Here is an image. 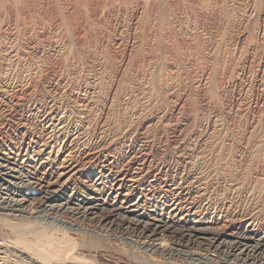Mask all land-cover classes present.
<instances>
[{
  "label": "bare ground",
  "instance_id": "6f19581e",
  "mask_svg": "<svg viewBox=\"0 0 264 264\" xmlns=\"http://www.w3.org/2000/svg\"><path fill=\"white\" fill-rule=\"evenodd\" d=\"M7 1L10 2L9 0ZM173 1L174 0H172L171 3ZM62 2L64 1L62 0ZM79 2L78 4H80ZM11 3H8V5H11ZM16 3H18V5L20 4L18 0ZM66 3L68 2L66 1ZM113 3H115V0ZM151 3L154 5V1ZM178 3H180V1ZM221 4L225 5V3ZM69 5L70 4H68V6ZM103 5L101 7H103ZM161 5L162 3L160 6ZM208 5L210 6L211 4L208 3ZM208 5H206V7ZM3 6L5 8L4 4ZM88 6L89 5H87V7ZM175 6H178L177 3ZM180 6H182V4ZM202 6L201 9L199 8L200 10H202ZM31 7H33V4ZM34 7L35 9L37 8L36 6ZM115 7H117V5ZM139 7L141 6L139 5ZM148 7L150 8V6ZM104 8L105 7H103V9ZM193 8L195 7L193 6ZM30 9L28 8V10ZM71 9H73L72 6ZM183 9L186 10L184 6ZM35 11H32L34 14L30 13L29 15H35ZM62 11L65 12V10ZM112 11L113 14L116 13H114V9ZM7 12L10 11L7 10ZM244 12L241 15H243V18H247V11ZM5 13H3L2 16L7 19V16H4ZM99 13L100 12H98V14ZM107 13L105 12V15H108ZM120 13H118V15ZM123 13H125V11ZM37 14H39V12ZM109 14L111 15V13ZM144 14L146 15V13ZM219 14L217 15L218 17ZM5 15H8V13ZM43 15L41 19L39 18L40 20L37 19L38 22L36 24V27L42 30H44L43 28L45 25L43 24L44 21H46V17L44 18L46 15ZM65 15L67 14L65 13ZM140 15L135 17L133 26L134 33L132 34L133 42L131 43L134 44V42H137L136 45L140 48V52H144L143 56H145V58L142 59L143 61L136 60L132 65L131 58L133 59L135 54L134 56H126V59H123L125 58L123 56L120 57L122 59H119L117 63L115 62V65L113 63L112 66V61L107 58L110 53L112 55V52L108 55L106 51L105 56L104 50H107L105 49L107 47L103 49L102 44V39L105 35L103 36V31L98 28H91L87 36L84 32L86 39L84 40V37L81 39L78 38L79 42L76 45L78 47L76 48L74 46L76 49L73 55L70 54V56L66 52L65 54H68L70 57L64 55L61 57L59 56L60 59L58 62L54 59L57 63H54L55 65L53 64V66H50L51 64L47 62L46 51L44 52L43 48H41L42 46L40 47L37 40L34 39V34L31 33L33 39L28 38L26 41H21L22 44L19 41V43H17V37L15 36L13 37L15 42L11 39L12 37H7L5 34L1 36L0 92L2 93V99L0 98V100L2 103H0L2 105L0 106H2L1 116L3 122L2 125L0 123V127L2 126V131H12L14 136H11L8 142L3 141L4 138L0 139L2 140L0 141L2 144V146L0 144V212L15 216L22 214L34 216L33 213H44V216L49 214L52 215L53 213H68L79 218L84 225L91 229L92 227L97 229L102 227V230L105 232L112 231L115 228L126 231L130 230L132 234L134 233L137 235L141 243L151 246L154 248L155 252H160L162 255H174L175 258L173 257V260L175 259V262L177 259L181 262L190 260L197 261L196 264H264V130H249L255 128L256 125V123L254 125L251 120L250 122H245V130L236 134L234 138L232 134H227L225 130H216V123L218 121V116L216 117V115L212 118L207 117V128L201 127L205 130H193L192 128V130H185L183 125L178 122L175 123V127L173 126L174 128H171L170 125L173 116H171L172 113H167L165 110L159 111V113L154 116H152L154 112L153 114L149 113V118H145V121L143 119L142 124H140V129L142 130H138L133 126L136 116L139 117L141 114H138L140 112L142 113L145 107H148L146 105L150 102H147L149 95L152 101L151 94L153 95L155 91L167 99H172V97L176 98L177 96L181 97V95L185 93L181 77L183 70L180 72L179 63L182 65L181 67L193 68L195 70L194 72H196L195 74L201 72L198 77L194 75L195 81L193 82L196 87H202L203 89L209 88L211 91L214 86L211 84L213 81L219 82L220 86L225 88L223 80H225V78L228 79L229 76H236V79L240 78L248 85L255 87L260 94L256 102L253 100L256 105L255 108L257 107L253 117L254 115L258 117L264 110V63L261 69L252 71L249 64L246 65V63L239 62L241 65L239 66L240 69L235 70L233 66L239 49L238 43L233 44L230 43V41L228 42L229 38L227 40L225 38L224 41V38L222 37V39L219 37L220 35L218 33L215 31L214 33H212L213 31L210 32L206 26H203V23L196 22V19L191 20L189 15L182 14L181 17L171 16L172 18L167 20L166 18L165 20H160L159 17L158 20L150 19L148 16L146 17L149 19L145 17V19H142ZM152 15L154 16V14ZM75 16L78 17L77 13ZM89 16L91 17V15ZM14 17L18 16L14 15ZM71 17L73 18V15ZM26 18L28 17L26 16ZM81 18L82 17H80V19ZM94 18L92 19L94 20ZM120 18L122 20V17ZM111 19L113 20V18ZM140 19L141 22H139ZM213 19H211V21ZM21 20L23 25H28L25 22L27 20ZM33 20L35 19L33 18ZM48 20H51L50 17ZM132 20L134 19L132 18ZM216 20H218V18ZM2 21L4 23V19ZM16 21H14V23ZM51 21L48 22L53 23ZM66 21H63V23H66ZM71 21L73 22V19ZM127 21L129 22V20ZM18 22H20V20ZM18 22L17 24H12L13 27L19 25ZM48 22H46V25ZM243 22L244 20L242 23ZM67 24L69 25V23ZM118 25L120 26L121 24ZM130 25L132 27V23ZM208 25L209 24H207V26ZM5 26L7 25L5 24ZM20 27L21 26L18 28ZM26 27L22 28L25 29ZM33 27L34 26L30 25L26 31L30 33ZM82 27L84 28V26ZM139 27L140 31L137 32ZM67 28H69V26ZM99 28H101V26ZM35 29L37 30V28ZM63 30L66 31L67 29ZM54 31L52 29V32ZM68 31L70 32L69 29L67 32ZM79 31L82 32V30ZM76 32L78 33V31ZM44 33L46 34V32ZM49 33H51V30ZM259 34L260 37L264 36V28L256 30V35L258 36ZM69 35L68 37L71 38ZM74 35L76 37V33ZM109 35H107V37ZM177 35H180L181 39L177 38ZM227 36H229V34L226 35V37ZM21 37L24 38L23 36ZM126 38H128V36ZM87 39H91V43H89L91 45L87 44ZM117 39L114 38L113 42L115 41V44L118 46L122 45L121 42H117ZM58 40L61 47L58 45L59 43H57L58 46L53 45L52 55L54 56L60 55L61 48L66 42L64 38L63 40L65 42H60V38H58ZM55 42L57 41L55 40ZM126 47L127 43L122 48L127 50L128 48ZM129 48L128 50L131 53L133 50L132 48L135 47L133 45ZM63 51L62 49V53ZM72 51L71 49V52ZM156 52L159 53L157 54ZM155 54H157L158 58L163 56V59L166 61L164 65L166 66L167 64L166 67L163 66V64H159L160 62H158ZM53 57L52 62L54 61ZM103 58L106 59V62L103 61ZM158 64L160 65V70L156 72L155 70L156 67L159 66ZM216 86L219 87V85ZM190 87L191 86H189V88ZM232 88L234 89V87ZM248 90H250L248 87L241 89L245 94H243L245 100ZM9 91L15 92V96H10L9 98L7 95ZM188 92L190 93V90ZM212 92L213 91H211V93ZM217 92H219V90ZM145 95L148 96L147 100H145L147 96L144 98ZM215 98L217 100L218 97ZM159 99L161 98L159 97ZM136 100L139 102L138 106H131ZM211 100L213 99L211 98ZM176 101H178V99L175 100V102ZM238 101V99L235 100L236 103ZM154 102L153 104H155ZM251 103L252 101L250 100L249 104ZM115 105H117L118 110H121V115L117 119H113L112 111ZM165 105L167 106V104ZM174 105L176 104L174 103ZM182 105L178 109L181 110ZM184 108H186V106ZM173 110H175V106L172 107L171 111L173 112ZM249 112L251 114V111ZM217 113L219 112H216V114ZM239 113V110L233 112L234 116H237ZM188 114L190 115V113ZM193 118L196 119L195 117ZM134 127L135 130H133ZM151 127L156 129L149 130ZM160 128L164 129L159 130ZM166 129L171 130V132L168 131V135L166 134L167 138L164 136ZM5 135H7V133H5ZM28 149L30 158L26 160V155H28L26 152H28ZM100 149H105L106 151L99 155L98 151H100ZM122 150L124 151L122 152ZM124 154L130 156L129 160L126 159L128 162L127 165L121 164L124 159ZM108 176L111 177V180L106 179ZM37 186L39 189L46 188V191H41L40 193L35 192L38 190ZM44 192L48 196H52L53 199L50 202L48 201L49 203L47 202V205H44L45 202L43 200H41L43 203L40 204L39 201L38 204V200L42 199L43 195H45ZM41 193H43V195ZM38 195H40V199ZM48 196L44 197L48 198ZM116 217L122 220H120V222L118 221L119 226L115 224L116 222L114 220ZM13 218L15 217L13 216L12 219ZM44 220L47 219L44 218ZM32 222L30 223L32 224ZM41 223L43 225L45 222L43 223L42 221ZM64 224H67L65 220L62 221V226L56 224L58 226L56 229L64 230V232L67 233V227H65ZM68 224L73 225L70 222ZM71 225L68 229H72ZM77 230H80V232L83 231V229L81 231L79 227ZM99 230L101 231V229ZM74 231H76L75 228ZM23 233L24 232L16 233V243L21 246V248L28 250V252L31 251L34 255L43 259V261L52 262V260H57L64 256L67 257L68 260H72L73 262L69 260L71 263L80 264L78 258H83L85 256L81 251L82 249L80 252L76 251L75 254L73 250L71 251V249H68L69 247L66 245L61 244L62 248L61 246H55L56 241L54 245L51 244V246L48 241H46L48 244L43 242L32 243L33 241L30 243L28 238H24L23 235H20ZM68 233L70 232L68 231ZM164 237L171 239L172 244L169 243L168 245L165 243ZM54 240L56 239L52 241ZM14 246L15 245H13V247ZM18 249L20 250V247ZM139 249L141 248L139 247ZM148 249L150 250V248ZM9 250H11V248ZM11 251L13 252V250ZM22 251L24 252V250ZM19 253L25 256L24 253ZM63 254H66V256ZM15 255H17V253H15ZM33 257H29L32 262L35 261ZM167 257L168 256H166V258ZM215 257L220 258V260L218 259V262L211 263L210 260ZM5 260L7 262V259ZM147 261L145 264H151V262ZM54 262L55 261H53L52 264Z\"/></svg>",
  "mask_w": 264,
  "mask_h": 264
},
{
  "label": "rangeland",
  "instance_id": "374dc122",
  "mask_svg": "<svg viewBox=\"0 0 264 264\" xmlns=\"http://www.w3.org/2000/svg\"><path fill=\"white\" fill-rule=\"evenodd\" d=\"M10 2H8L7 0H0V30H1V33H0V39H2V37L1 36H3L4 34L5 35H7V37H12L11 39L13 40V42H15V40H14V36L15 37H17V43H21L22 44V42L23 41H26V40H28V38L29 39H33V37H34V39H36L37 40V42H38V44L40 45V47L41 48H43V50H44V52H45V54L47 55V62L49 63V64H51L50 66H53V64L55 63H57L58 62V60L60 59V57L61 56H69L70 54L71 55H73V53H74V51H75V49L78 47V46H76L77 45V43L79 42V39H81V38H83L84 37V40L86 39V37L84 36V32H85V35L87 36V33L89 32V30H91V28H98L99 30H102L101 32H102V34H103V36L105 37H103V41H102V44H103V49H104V47H107V48H105V49H107V50H104L105 51V56H106V51H107V53H108V55H109V53L110 52H112V55H111V53H110V55L109 56H107V58H109V60H111L110 62H111V64H112V66H113V63H114V65L119 61V59H122V58H120V57H125V58H123V59H126L127 57L126 56H128V55H132V56H134V54H135V57L132 59L131 58V65L133 64V63H135V61L136 60H140V61H143L142 59H144L145 58V56H143L144 55V52L143 51H141L140 52V48L138 47V45H136L137 44V42L135 43L134 42V44L133 43H131V42H133V40H132V34L134 33V22H135V17H137V15H140L141 16V18L143 19L144 17L146 18V19H149L148 17H150V19H155V20H158L159 18H160V20H165V18H166V20L167 19H170V18H172V17H176V16H178V17H181V15L183 14V15H189V17L191 18V20H195L196 22H198V23H203L204 25L203 26H206L207 28H208V30L210 31V32H212V33H214V31L216 32V33H218L220 36L219 37H223L224 38V41H225V38H226V40L228 39V42L230 41V43H233V44H235V43H238L237 45L239 46L238 48L240 49H238V51H237V57H236V60H235V62H234V69L235 70H238V69H240V67L239 66H241L240 65V63H246V65H250L251 66V69H252V71H254V70H256V69H261L262 68V66H263V63H264V36L262 37H260V34L257 36L256 35V30H258L259 28L261 29V28H264V0H198V1H196V0H179L180 1V3H178L179 1L178 0H174L172 3H171V1L172 0H161V2H160V0H115V3H113L114 2V0L112 1V0H87V1H89V2H87L86 0H77L80 4H78V2L76 1V0H63L64 2H62V0H52V2H51V0H18V2L20 3V4H22V5H18V3H16L17 2V0H14V1H12V0H9ZM11 1H12V3H11ZM16 1V2H15ZM57 1V2H56ZM59 1V2H58ZM66 1L68 2V3H66ZM73 1V2H72ZM83 1H85V2H83ZM92 1V2H91ZM93 1H94V3H93ZM96 1V2H95ZM108 3H107V2ZM112 1V2H111ZM119 1H120V3H119ZM131 1V2H130ZM135 1V2H134ZM150 1V2H149ZM154 1V5H153V3H151V2H153ZM158 1V2H157ZM167 1V2H166ZM169 1V2H168ZM182 1V2H181ZM185 1V2H184ZM204 1V2H203ZM218 1V2H217ZM5 2V3H4ZM10 4L11 3V5H8V3ZM14 2V3H13ZM50 2V3H49ZM83 2V3H82ZM87 2V3H86ZM98 2V3H97ZM101 2V3H100ZM122 2V3H121ZM126 4H125V3ZM137 2V3H136ZM141 4H140V3ZM157 2V3H156ZM187 2H188V4H187ZM194 2V3H193ZM205 4H203V3ZM206 2V3H205ZM209 4H211L212 5V7H211V5L209 6L208 5V3ZM6 3H7V5H6ZM26 3H27V5H26ZM77 3V4H76ZM85 3V4H84ZM95 3H96V5H95ZM104 3H106V4H104ZM118 3V4H117ZM128 3V4H127ZM129 3H131V4H129ZM151 3V4H150ZM159 3V4H158ZM162 3V5L160 6V4ZM173 3H174V5H173ZM176 3H177V5L179 6H175L176 5ZM186 3V4H185ZM214 3V4H213ZM216 3V4H215ZM221 3H225V5H223V4H221ZM3 4L5 5V8H4V6H3ZM15 4V5H14ZM32 4H33V7L34 6H36L37 8L35 9V7L33 8V7H31L32 6ZM56 4H57V7H56ZM68 4H70L69 6H68ZM83 4V5H82ZM92 4V5H91ZM100 4V5H99ZM104 4V5H103ZM113 4H114V6H113ZM120 4H123V5H120ZM133 4H134V6H133ZM145 5V6H143V5ZM158 5V6H156V5ZM170 4V5H169ZM182 4V6H180ZM185 4V5H184ZM191 4H193V5H191ZM31 5V6H30ZM65 5V6H64ZM86 5V6H85ZM87 5H89L88 7H87ZM94 5V6H93ZM103 5V7H105L104 9H103V7H101ZM117 5V7H115ZM120 5V6H119ZM139 5L141 6V7H139ZM147 5V6H146ZM168 5V6H167ZM203 5V6H202ZM206 5H208L207 7H206ZM215 5V6H214ZM220 5V6H219ZM222 5V6H221ZM14 6V7H13ZM18 6V7H17ZM67 6V7H66ZM71 6H72V8L73 9H71ZM77 6V7H76ZM79 6V7H78ZM84 6V7H83ZM96 6H98V7H96ZM111 6V7H110ZM130 6V7H129ZM148 6H150V8L148 7ZM183 6L186 8V10H184L183 9ZM193 6L195 7V8H193ZM198 6V7H197ZM201 6H202V10H200L201 9ZM7 7V8H6ZM9 7V8H8ZM12 8V11H11V8ZM25 7V8H24ZM26 7H28L30 10H28V8H26ZM55 7V8H54ZM92 9H91V8ZM101 7V8H100ZM109 7H110V9H109ZM128 7H129V9H128ZM145 7V8H144ZM146 7H148V8H146ZM178 7V8H177ZM4 8V9H3ZM17 8V9H16ZM19 8H20V10H19ZM64 8V9H63ZM67 8V9H66ZM87 8V9H86ZM108 8V9H107ZM112 8V9H111ZM120 8V9H119ZM131 8V9H130ZM137 10H136V9ZM142 8H144V9H142ZM155 8V9H154ZM175 8V9H174ZM179 8H180V10H179ZM190 8V9H189ZM200 8V9H199ZM216 10H215V9ZM8 11H10V12H7V10ZM14 9V10H13ZM23 11H22V10ZM55 9H57V10H55ZM60 9V10H59ZM80 9V10H79ZM85 9V10H84ZM89 9V10H88ZM102 9H103V11H102ZM115 10L114 11V13L115 14H113V11L112 10ZM119 9V10H118ZM123 9H125V10H123ZM132 9H134V10H132ZM140 9V10H139ZM146 9V10H145ZM159 9V10H158ZM162 9V10H161ZM171 9H172V11H171ZM174 9V10H173ZM178 9V10H177ZM183 9V10H182ZM198 9V10H197ZM205 9V10H204ZM213 9V10H212ZM224 9V10H223ZM246 9V10H245ZM3 10V11H2ZM17 10V11H16ZM18 10H19V12H18ZM26 10H27V12H26ZM36 10V11H35ZM62 10H65V12L64 11H62ZM68 10V11H67ZM97 10V11H96ZM150 12V10H151V12L149 13L148 11ZM157 10V11H156ZM176 10H177V12H176ZM212 10V11H211ZM7 12L8 13V15H5V14H7V13H5V12ZM30 11V12H29ZM35 11L36 12V14L35 15H33L32 16V14L31 15H29L30 13H33V12ZM70 11H72V12H70ZM75 13H74V12ZM87 11V12H86ZM91 11V12H90ZM112 11V12H111ZM117 11H118V13H120L119 15H120V17H122V20H121V18L119 17V15H118V13H117ZM125 11V13H123ZM144 11V12H143ZM155 11V12H154ZM164 11V12H163ZM181 12V13H179V12ZM184 11H185V13H184ZM189 11V12H188ZM193 13H192V12ZM197 11V12H196ZM204 11V12H203ZM216 11H217V13H216ZM221 11V12H220ZM244 11H247L246 13H247V18L249 19H247L246 17H244L243 18V15H241V14H243V12ZM2 12V13H1ZM13 12V13H12ZM15 12H17V13H15ZM24 12V13H23ZM39 12V14H37ZM42 12V13H41ZM80 12H82V13H80ZM95 12V13H94ZM98 12H100L99 14H98ZM103 12V13H102ZM105 12L108 14V15H105ZM157 12V13H156ZM160 12V13H159ZM169 12V13H168ZM187 12V13H186ZM207 12V13H206ZM211 12V13H210ZM213 12H215V13H213ZM220 14H219V13ZM223 12V13H222ZM3 13H5L4 14V16H7V19H6V17L4 18L3 16H2V14ZM23 13V14H22ZM28 13V14H27ZM41 13V14H40ZM64 13V14H63ZM65 13L67 14V15H65ZM69 13V14H68ZM76 13H77V15H78V17L77 16H75L76 15ZM87 14V16H86V14ZM89 13V14H88ZM91 13V14H90ZM109 13H111V15L109 14ZM144 13H146V15L144 14ZM159 13V14H158ZM165 13V14H164ZM168 13V14H167ZM176 13V14H175ZM196 13V14H195ZM199 13H201V14H199ZM245 13V12H244ZM10 14V15H9ZM12 14H14V15H17L18 17H14V15H12ZM19 14V15H18ZM25 14V15H24ZM34 14V13H33ZM46 15V16H44V15ZM58 14V15H57ZM102 14H104V15H102ZM125 16H124V15ZM134 14V15H133ZM152 14H154V16L152 15ZM174 16H173V15ZM214 14V15H213ZM219 14V17L217 16ZM21 15H23V16H21ZM37 15V16H36ZM44 16V18H45V20L46 21H44V24L43 25H45V27L43 28L44 30H42L41 28H38V27H36V24H37V22H38V20H40L42 17L41 16ZM52 15V16H51ZM53 15H55V16H53ZM63 17H62V16ZM73 15V18L71 17ZM89 15H91V17L89 16ZM94 15V16H93ZM99 17H98V16ZM100 15H102V16H100ZM118 15V16H117ZM131 15V16H130ZM160 15V16H159ZM180 15V16H179ZM193 15H195V16H193ZM206 15V16H205ZM208 15H212V16H208ZM222 15V16H221ZM223 15H224V17H223ZM251 15V16H250ZM10 18H9V17ZM21 17V19H23V20H27V21H25L28 25H26L25 24V22H24V24L26 25V26H28V27H30V25L31 26H34L33 27V30L32 31H34V32H28V31H26V30H28V27H26L25 25H23L22 23V20L20 19V17ZM26 16L28 17V18H26ZM40 16V17H39ZM59 16V17H58ZM97 16V17H96ZM104 16H106V17H104ZM124 16V17H123ZM134 16V17H133ZM143 16V17H142ZM146 16H148V17H146ZM151 16H152V18H151ZM156 16V17H155ZM164 16H166V17H164ZM172 16V17H171ZM193 16V17H192ZM241 18H240V17ZM249 16V17H248ZM15 19H14V18ZM31 17V18H30ZM49 17H50V19L52 20H48L49 19ZM58 19H57V18ZM80 17H82L81 19H80ZM84 17V18H83ZM89 17V18H88ZM95 17V18H94ZM100 17H101V22H100ZM113 18V20L111 19V18ZM129 17V18H128ZM155 17V18H154ZM159 17V18H158ZM198 19H197V18ZM211 17H215L214 19L213 18H211ZM223 17V18H222ZM17 18V19H16ZM24 18H26V19H24ZM33 18L35 19V20H33ZM40 18V19H39ZM48 18V19H47ZM53 18H54V20H53ZM69 18V19H68ZM92 18H94V20L92 19ZM115 18V19H114ZM118 18V19H117ZM132 18L134 19V20H132ZM144 18V19H145ZM164 18V19H163ZM202 18V19H201ZM207 18V19H206ZM209 18V19H208ZM213 19L212 21H211V19ZM218 18V20H216ZM243 18V19H242ZM4 19V23L8 26H5V24L3 23V20ZM10 19V20H9ZM12 19V20H11ZM29 19H30V21H29ZM32 19V20H31ZM38 19V20H37ZM65 19V20H64ZM73 19V22L71 21ZM75 19H77V20H75ZM85 19V20H84ZM97 19V20H96ZM108 19H109V21H108ZM179 19H181V18H179ZM203 19H204V21H203ZM5 20H7V21H9V22H7V21H5ZM17 20V21H16ZM20 20V22H18ZM37 20V21H36ZM67 20V21H66ZM87 20V21H86ZM91 20V21H90ZM99 20V21H98ZM127 20H129V22L127 21ZM208 20V21H207ZM215 20V21H214ZM244 20V22L242 23V21ZM14 21H16L15 23H14ZM48 21H51V22H53V23H49ZM62 21V22H61ZM63 21L65 22L66 21V23H63ZM82 23H81V22ZM89 21V22H88ZM98 21V22H97ZM104 21H106V22H108V23H106V22H104ZM124 21V22H123ZM133 21V22H132ZM211 21V22H210ZM17 22H18V24L19 25H15L14 27H13V25L14 24H17ZM32 22V23H31ZM34 22V23H33ZM46 22H48L47 23V25H46ZM71 22V23H70ZM85 22V23H84ZM91 22H92V24H91ZM105 24H104V23ZM119 22V23H118ZM139 22H141V19H140V21ZM234 22H236V23H234ZM246 22V23H245ZM5 26V27H7V28H5L2 24ZM8 23H11V24H8ZM67 23H69V25L67 24ZM76 23V24H75ZM77 23H78V26H77ZM90 23V24H89ZM110 23V24H109ZM117 23V24H116ZM129 23V24H128ZM132 23V27H131V24ZM13 24V25H12ZM49 24V25H48ZM65 24H66V26L68 27L69 26V28H67L66 26H65ZM71 24H73V25H71ZM83 24V25H82ZM88 24V25H87ZM102 24V25H101ZM105 26H104V25ZM113 24V25H112ZM118 24H121L120 26L118 25ZM126 24V25H125ZM128 24V25H127ZM138 24V23H137ZM207 24H209L208 26H207ZM23 25V26H22ZM87 25V26H86ZM95 25V26H94ZM99 25V26H98ZM130 25V26H129ZM240 25V26H239ZM19 26H21L20 28H18ZM58 28H57V27ZM60 26V27H59ZM80 26V27H79ZM82 26H84V28L82 27ZM91 26V27H90ZM93 26V27H92ZM98 26V27H97ZM101 26V28H99ZM110 26V27H109ZM211 26V27H210ZM261 26V27H260ZM1 27H3V28H1ZM16 27V28H15ZM24 27H26L25 29H23ZM56 27V28H55ZM76 27V28H75ZM102 27H104V28H102ZM113 27V28H112ZM128 27H129V29H128ZM258 27V28H257ZM9 28V29H8ZM12 28V29H11ZM35 28H37V30L39 31H37ZM50 28V29H49ZM69 29L70 30V32L68 31L67 32V30L65 31V30H63V29ZM83 28V29H82ZM111 28V29H110ZM119 28V29H118ZM121 28V29H120ZM211 28V29H210ZM4 29V30H3ZM11 29V30H10ZM19 29H20V31H19ZM42 31H41V30ZM49 29V30H48ZM52 29H53V31L54 32H52ZM57 29V30H56ZM60 29V30H59ZM72 29V30H71ZM82 30V32H83V34H82V32L81 31H79V30ZM85 29V30H84ZM105 29V30H104ZM116 31H115V30ZM128 29V30H127ZM131 29V30H130ZM141 29H142V27H141ZM214 29V30H213ZM216 29V30H215ZM223 29V30H222ZM6 30H8V31H6ZM25 32H24V31ZM36 30V31H35ZM50 30H51V33H49L50 32ZM74 30V31H73ZM220 30V31H219ZM222 30V31H221ZM10 31V32H9ZM15 31V32H14ZM19 31V32H18ZM48 31V32H47ZM62 33H61V32ZM76 31H78V33H80V34H78ZM117 31H120V32H117ZM125 31H127V32H125ZM133 31V32H132ZM140 31V27H139V29H138V31L137 32H139ZM22 32H23V34H22ZM38 33V34H36V33ZM44 32H46V34L44 33ZM57 32H59V33H57ZM66 32V33H65ZM74 32V33H73ZM122 32V33H121ZM125 32V33H124ZM129 32V33H128ZM130 32H132V33H130ZM220 32H221V34H220ZM238 32V33H237ZM12 33H14V34H12ZM17 33H18V35H17ZM20 33V34H19ZM27 33V34H26ZM31 33L32 34H34V36L33 35H31ZM43 33V34H42ZM56 35H55V34ZM68 33V34H67ZM76 33V37H75V34ZM28 36H26V35ZM53 34V35H52ZM59 34V35H58ZM69 34H71V35H69ZM82 34V35H81ZM109 34H111V35H109ZM120 34V35H119ZM123 34V35H122ZM127 34H129V35H127ZM229 34V36H227L226 37V35H228ZM253 34V35H252ZM9 35V36H8ZM31 37H30V36ZM36 35V36H35ZM38 35V36H37ZM43 35V36H42ZM54 37H52V36ZM58 36V37H55V36ZM68 35L69 36H71V38H69L68 37ZM74 35V36H73ZM79 35H81V36H79ZM107 35H109L108 37H107ZM118 35V36H117ZM131 35V36H130ZM224 35V36H223ZM235 35H237V36H235ZM252 35V36H251ZM21 36H23L24 38H22ZM33 36V37H32ZM47 36V37H46ZM49 36V37H48ZM128 36V38H126ZM239 36V37H238ZM241 36V37H240ZM5 37V36H4ZM18 37H20V38H18ZM51 37V38H50ZM120 39H119V38ZM23 40H22V39ZM27 38V39H26ZM41 40H40V39ZM52 38H53V42H52ZM58 38H60V42L61 41H64L63 40V38L64 39H66V42L67 43H69V44H67L65 41V43H64V47L62 46V48H61V53H62V49L64 50L63 51V53L61 54L60 53V55H58V56H54V55H52L53 54V51H52V48H53V45H56V46H60L61 47V45H60V43L58 42L59 40H58ZM76 40H75V39ZM79 38V39H78ZM108 38H110V39H108ZM114 38L115 39H117V42H121V44L122 45H120V46H118L117 44H115V41L113 42V40H114ZM123 38V39H122ZM177 38H180L181 39V37H180V35H177ZM222 38V39H223ZM234 38H236V39H234ZM39 39V40H38ZM46 39V40H45ZM47 39H49V40H47ZM51 39V40H50ZM71 39V40H70ZM91 39H92V37H91ZM91 39H87V44L88 45H91V44H89V43H91L90 42V40ZM107 39H108V41H107ZM121 39H122V41H121ZM128 39H130V40H128ZM244 39V40H243ZM5 40V39H4ZM55 40L57 41V42H55ZM89 40V41H88ZM105 40V41H104ZM119 40V41H118ZM236 40H238V41H236ZM19 41V42H18ZM22 41V42H21ZM48 43H47V42ZM128 41V42H127ZM233 41V42H232ZM244 41V42H243ZM74 42V43H73ZM106 42V43H105ZM113 42V43H112ZM123 42V43H122ZM25 43V42H24ZM57 43H59L58 45H57ZM126 43H127V47L126 48H128V49H130L129 47L130 46H133L134 45V47L135 48H132L133 50L131 51V53H130V51L127 49H125V48H122L124 45H126ZM132 45H131V44ZM48 44H49V46H48ZM51 44V45H50ZM75 44V45H74ZM124 44V45H123ZM242 44V45H241ZM69 45V46H68ZM108 45V46H107ZM48 46V47H47ZM71 46V47H70ZM73 46V47H72ZM76 48H75V47ZM113 46V47H112ZM117 48H116V47ZM46 47V48H45ZM60 47H58V48H60ZM108 47H109V51H108ZM137 47V48H136ZM48 48H51V49H48ZM56 48V47H55ZM66 48H67V51H66ZM73 50L72 52H71V49ZM74 48V49H73ZM46 49V50H45ZM69 50V51H68ZM112 50V51H111ZM139 50V51H138ZM48 51V52H47ZM51 51V52H50ZM115 51V52H114ZM118 51V52H117ZM120 51H122V52H120ZM125 51V52H124ZM128 51V52H127ZM135 51V52H134ZM50 52V53H49ZM68 53L67 55L65 54V53ZM120 52V53H119ZM136 52H137V54H136ZM155 53V52H154ZM157 54L159 53V52H156ZM247 53H248V55H247ZM48 54H50V55H48ZM117 54V55H116ZM118 54H119V57H118ZM121 54V55H120ZM124 54H126V55H124ZM157 54H155L156 56V58L158 59V62H160L159 64L161 65V64H163V66H165L164 64H165V60L163 59V56H161L160 58H158V56H157ZM70 55V56H71ZM57 57V58H54V57ZM60 56V57H59ZM69 56V57H70ZM113 56V57H112ZM116 56V57H115ZM140 56H142V57H140ZM263 56V57H262ZM52 57H53V60L55 59L57 62H55V60L52 62ZM111 57V58H110ZM247 57V58H246ZM249 57V58H248ZM113 58H115V59H113ZM137 58V59H136ZM247 59V60H246ZM49 60V61H48ZM106 59L105 58H103V61H105ZM133 60V61H132ZM241 60V61H240ZM243 60V61H242ZM114 61V62H113ZM263 61V62H262ZM106 62V61H105ZM116 62V63H115ZM164 62V63H163ZM240 62V63H239ZM250 62V63H249ZM252 62V63H251ZM54 64V65H55ZM158 64V65H159ZM252 64V65H251ZM157 65V66H158ZM160 65L158 66V67H156V72L158 71V70H160ZM238 65V66H237ZM117 66V65H116ZM166 66H167V64H166ZM165 66V67H166ZM179 66H180V72H181V70H183L182 71V73H181V77H182V86L184 87V89H185V93L183 94V95H181V97H179V96H177L176 98L175 97H172V99H170V98H166V97H164V96H162V95H160L159 93H156V91L154 92V94L152 95L151 94V97H152V101H151V98H150V95H149V99H148V96L147 95H145L144 96V98L147 96V98L145 99V100H147L148 99V101L147 102H149V104L147 103V105L146 106H148L147 108L145 107L144 109V111L141 113H139L138 115H140L139 117L138 116H136V118L134 119V122H133V126H135L136 127V129H140V127H141V125L140 124H142V121H143V119H144V121L146 120L145 118H149V113H151V114H153V112H154V114L152 115V116H154V115H156L157 113H159V111H164L165 110V112H167V113H172V115L171 116H173L172 117V122H171V125H170V127L171 128H174L175 127V123H181L182 125H183V128H185V130L187 129V130H205V129H202V128H207V117H209V118H212V117H215V115H216V117L218 116V121H217V123H216V130H225L226 132H227V134H232L233 135V137L235 138V135L236 134H239V132H241L242 130H245V127H244V125H245V122H250L251 120H252V122L254 123V125H255V123H256V125H255V128H253V129H249V130H264V110H263V112H261V114H260V116H258L257 117V115H254V117H253V114L255 113L254 111H255V109L257 108H255V102H256V100H257V98L259 97V94H260V92L255 88V87H253V86H251V85H248L244 80H242V79H240V78H238V79H236L237 77L236 76H229L228 77V79H226L225 78V80H223V83L226 85H224V87L225 88H223V87H221L220 86V83L219 82H213L212 81V90L211 91H213L212 93H211V91H210V89L208 88V89H203L202 87H196V85H195V83L193 82V81H195V76H199L200 75V73H198V74H195L196 72H194L195 70L193 69V68H189V67H181L182 65L179 63ZM258 66H260V67H258ZM184 68V69H183ZM237 68V69H236ZM187 70V71H186ZM190 70V71H189ZM191 70H193V71H191ZM186 72V73H185ZM189 73V74H188ZM188 76H187V75ZM192 74V75H191ZM186 77H185V76ZM190 75V76H189ZM195 75V76H194ZM188 77V78H187ZM186 79V80H185ZM191 80V81H190ZM188 81V82H187ZM190 81V82H189ZM235 81V82H234ZM185 82V83H184ZM222 82V81H221ZM233 82V83H232ZM188 85H187V84ZM227 83V84H226ZM235 83V84H234ZM191 84V85H190ZM211 84H210V86H211ZM229 84V85H228ZM244 84V85H243ZM216 85H219V87H217ZM235 85V86H234ZM187 86V87H186ZM189 86H191L190 88H189ZM216 86V87H215ZM230 86H231V89H230ZM240 86H241V88H240ZM186 87V88H185ZM232 87H234V89L232 88ZM249 88L250 90H248L247 91V97H246V100H245V96H243V94H244V92L243 91H241V89L242 88ZM253 87V88H252ZM150 88H152V87H150ZM187 88H189V89H187ZM194 88V89H193ZM223 90H221V89ZM228 90H227V89ZM217 89V90H216ZM230 89V90H229ZM256 89V90H255ZM190 90V93L188 92ZM216 90V91H215ZM219 90V92H217ZM196 91V92H195ZM204 91V92H203ZM206 91V92H205ZM210 92V94H209V92ZM227 91V92H226ZM258 91V92H257ZM202 92V93H201ZM216 92V93H215ZM240 92V93H239ZM250 92V93H249ZM188 93V94H187ZM196 93V94H195ZM206 93V94H205ZM208 93V94H207ZM10 94V95H9ZM15 92H12V91H9L8 92V97L10 98V96H15ZM187 94V95H186ZM204 94V95H203ZM213 94V95H212ZM156 95H157V98H156ZM209 95H210V97H209ZM216 95V96H215ZM245 95V94H244ZM254 95H256V96H254ZM238 96V97H237ZM2 97V93L0 92V98ZM154 97V98H153ZM159 97L161 98V99H159ZM215 97H218L217 98V100H216V98ZM241 97H243V98H241ZM249 97V98H248ZM185 98V99H184ZM211 98L213 99V100H211ZM215 98V99H214ZM241 98V99H240ZM248 98V99H247ZM2 99V98H1ZM165 99V100H164ZM177 100L178 99V101H176L175 102V100ZM236 99H238L239 101L236 103L235 102V100ZM154 100H155V102H154ZM168 100V101H167ZM172 100V101H171ZM250 100L252 101V103L251 104H249V102H250ZM255 102H254V101ZM137 101V100H136ZM134 101L132 104H131V106H138V104H139V102L137 101ZM161 101H163V102H161ZM183 101V102H182ZM188 101V102H187ZM209 101V102H208ZM231 101H234V102H231ZM247 101H249V102H247ZM0 102L2 103V101L0 100ZM153 102L156 104H153ZM160 102V103H159ZM165 102V103H164ZM167 102V103H166ZM170 104H169V103ZM178 102H180V103H178ZM185 102V103H184ZM187 102V103H186ZM254 102V103H253ZM0 103V105H2ZM163 103V104H162ZM172 103H173V106H175V110H173V112L171 111V109H172ZM174 103L176 104V105H174ZM208 103V104H207ZM165 104H167V106L165 105ZM179 104V105H178ZM185 105L186 106V108H184L185 106H183V105ZM235 104V105H234ZM158 105V106H157ZM166 107H165V106ZM181 105H182V108H181V110L180 109H178V108H180L181 107ZM190 105H192V106H190ZM190 108H189V107ZM154 107V108H153ZM160 107V108H159ZM162 107V108H161ZM170 107V108H169ZM237 109H236V108ZM0 108H1V110H0V123H1V125H2V122H3V119H2V106H0ZM96 108H97V106H96ZM150 108V109H149ZM158 108V109H157ZM168 108V109H167ZM187 108H189V109H187ZM223 108V109H222ZM149 109V110H148ZM187 109V110H186ZM190 109H191V111H190ZM193 109V110H192ZM197 111H195V110ZM230 109V110H229ZM239 110V114L237 115V116H234V114H233V112L234 111H236V110ZM248 109V110H247ZM148 110V111H147ZM185 110V111H184ZM207 110V111H206ZM225 110H227V111H225ZM241 110V111H240ZM121 110H118V107H117V105H115L114 106V108H113V119H117L121 114V112H120ZM151 111V112H150ZM157 111V112H156ZM180 111V112H179ZM232 111V112H231ZM249 111H251V114H250V112ZM253 111V112H252ZM176 112V113H175ZM186 112V113H185ZM204 112V113H203ZM216 112H219V113H217L216 114ZM225 112H227V113H225ZM183 115H182V114ZM188 113H190V115L188 114ZM194 113H197V114H194ZM233 115H232V114ZM150 114V115H151ZM175 114V115H174ZM180 114V115H179ZM208 116H207V115ZM230 114V115H229ZM257 114V113H256ZM192 115H193V117H195L196 119H194L193 117H192ZM195 115V116H194ZM201 115V116H200ZM144 116V117H143ZM146 116V117H145ZM180 116H182V117H180ZM185 116V117H184ZM205 117V118H203V117ZM234 116V117H233ZM143 117V118H142ZM151 117V116H150ZM184 117V118H183ZM191 117V118H190ZM200 117V118H199ZM140 118H141V121H140ZM174 118V119H173ZM176 118V119H175ZM252 118V119H251ZM179 121H178V120ZM181 119V120H180ZM191 119V120H190ZM204 119H205V121H204ZM135 120H137V121H135ZM188 120V121H187ZM196 120V121H195ZM198 120H200V121H198ZM176 121V122H175ZM195 123H197V124H195ZM198 121V122H197ZM255 121V122H254ZM191 122V123H190ZM202 122H203V125H202ZM139 123V124H138ZM174 123V124H173ZM183 123H185V124H183ZM187 123V124H186ZM189 123V124H188ZM173 124V125H172ZM191 124H192V126H191ZM200 124V125H199ZM139 125V126H138ZM186 125H188V126H185ZM206 125V126H205ZM174 126V127H173ZM190 126V127H189ZM199 126V127H198ZM204 126V127H203ZM2 127V126H1ZM0 127V139H2V138H4L3 139V141H6V142H8V139L11 137V136H14V133H12V131H10V130H3L2 131V128ZM135 127L133 128V130H135ZM195 129H194V128ZM198 127V128H197ZM202 127V128H201ZM192 128V129H191ZM155 130L156 128H150L149 130ZM162 129H164V128H160L159 130H162ZM140 130H142V129H140ZM158 130V129H157ZM6 131V132H5ZM8 131V132H7ZM168 131L169 132H171V130L170 129H166V132H164L165 133V135L164 136H166V138H167V135H168ZM13 132H15V131H13ZM2 133V134H1ZM5 133H7V135H5ZM9 133V134H8ZM167 134V135H166ZM6 136V137H5ZM7 139V140H6ZM0 141H2V140H0ZM132 143H133V141H132ZM1 144V143H0ZM1 146H2V144H1ZM28 152H26L28 155H26V160H28V158H30V156H29V154H30V152H29V149L27 150ZM106 150L105 149H100V151H98V153H99V155H100V153H104ZM124 150H122V152H123ZM25 153V152H24ZM124 156V159H123V161L121 162V164L123 163L124 165H127V161H126V159H130V156L129 155H127L126 156V154H124L123 155ZM124 161H126V162H124ZM122 164V165H123ZM107 180H111V177H109L108 176V178H106ZM37 188H38V186H37ZM41 191H46V188H41V189H39L38 188V190L37 191H35V192H37V193H40ZM42 195H43V193H41ZM44 194L45 195H43V197L44 196H48L45 192H44ZM39 196V199H40V195H38ZM42 197V199H40V200H38V204H39V201H40V204L41 203H43V201L46 203H44V205H47V202L49 201H51L52 199H53V197L52 196H48V198L47 197H44L43 198ZM41 200H43V201H41ZM48 202V203H49ZM74 206V205H73ZM76 207V206H75ZM5 213H1L0 212V264H47V263H49V264H52V262L53 261H55L53 264H63L64 263V261H65V263L64 264H75V263H71V262H73L72 260H68L67 259V257H64V256H62L61 258H59V259H57V260H52V262L51 261H49V262H47V261H43V259H41L40 257H37L36 255H34L31 251H29L28 252V250H25L24 248H21V246H19L17 243H16V241L17 240H15L16 238H17V236H16V233L17 232H24L23 234H20V235H23V237L24 238H28V240L30 241V243H31V241H33L32 243H47L46 241H48L49 242V245L51 246V244L52 245H54V242H55V246H61V248H62V245H66L67 247H69L68 249H71V251L73 250V252L76 254V251L77 252H80V250L83 252V254L85 255L83 258H78L79 259V261H80V264H137L138 262H140V263H138V264H145L146 263V261L148 260V259H150V260H148L147 262H151V264H196L197 263V261H187V262H181V261H179V260H177L176 259V262H175V259L173 260V257L175 258V256L173 255V256H170V255H168V254H161L160 252H155L154 251V248H152L151 246H147V244H144V243H141L139 240H138V237H137V235L136 234H132L131 233V231L130 230H123V229H117V228H115V229H113L112 231H108V232H105V231H103L102 230V227H99V229H101V231L99 230V229H97V228H94V227H92V229L89 227L88 228V226H86V225H84V223L79 219V218H76L75 216H72L71 214H68V213H57V214H49V215H43L44 213H41V214H37V213H33V215L34 216H32L31 214V216H29V214H22V215H11V214H5ZM18 214V213H17ZM66 214V215H65ZM15 217V218H13L12 219V217ZM57 217H56V216ZM63 215V216H62ZM25 216V217H24ZM28 216V217H27ZM47 216V217H46ZM58 216H59V218H58ZM66 216V217H65ZM22 217V218H21ZM36 217H37V219H36ZM43 217V218H42ZM48 217H49V219H48ZM120 217V216H119ZM119 217H116L115 218V224L116 225H118L119 226V222H120V220H121V218H119ZM25 218V219H24ZM30 218V219H29ZM32 218V219H31ZM44 218L45 219H47V220H44ZM67 218V219H66ZM36 219V220H35ZM61 219H62V221H64L65 220V222H67V224L65 225V227H67V233L66 232H64V230H59V229H56L58 226H62L61 224H62V221H61ZM79 219V220H78ZM13 220V221H12ZM28 220V221H27ZM41 220V221H40ZM49 220V221H48ZM33 221V222H32ZM36 221V222H35ZM43 221V225H42V222ZM55 221V222H54ZM81 221V222H80ZM119 221V222H118ZM122 221V220H121ZM16 222H17V224H16ZM30 222H32V224L30 223ZM72 223L73 225H71L72 226V229H68L69 228V224L68 223ZM2 223V224H1ZM54 223H55V225H54ZM25 224V225H24ZM38 224V225H37ZM46 224V225H45ZM50 224V225H49ZM52 224V225H51ZM58 226H57V225ZM54 225V226H53ZM79 225V226H78ZM82 225V226H81ZM11 226H13V227H11ZM83 226H84V228H83ZM55 229H54V228ZM78 227H79V229H81V231H82V229H83V231L82 232H80V230H77L78 229ZM82 227V228H81ZM116 227V226H115ZM52 228H53V230H52ZM74 228H75V230L76 231H74ZM87 228V229H86ZM2 229V230H1ZM93 231V233H92V231ZM56 230H58V231H56ZM95 230V231H94ZM115 230V231H114ZM116 230H118V231H116ZM50 231V232H49ZM61 231H62V233H61ZM68 231L70 232V233H68ZM89 231V232H88ZM54 234H53V233ZM71 232H73V233H71ZM96 232V233H95ZM99 232V233H98ZM101 232V233H100ZM105 234H107V236H106V234L104 235L103 233ZM123 232V233H122ZM26 233V234H25ZM131 233V234H130ZM25 234V235H24ZM111 234V235H110ZM113 234V235H112ZM120 234V235H119ZM128 235V236H127ZM130 235V236H129ZM134 235V236H133ZM58 238H59V241H58ZM10 241H9V240ZM12 239H14V240H12ZM32 239V240H31ZM50 239H51V241L53 240V239H56V240H54V241H52V243H51V241H50ZM167 239V240H166ZM27 240V239H26ZM27 240V241H28ZM164 240H165V243H167L168 245H169V243L170 244H172V240L171 239H168L167 237L165 238L164 237ZM5 241V242H4ZM8 241V242H7ZM136 242V243H135ZM14 243H16V244H14ZM56 243H57V245H56ZM139 243V244H138ZM1 244H3V245H1ZM6 246H5V245ZM48 244V243H47ZM60 244V245H59ZM62 244V245H61ZM142 244V245H141ZM13 245H15L14 247H13ZM141 245V246H140ZM145 245V246H144ZM2 246V247H1ZM137 246H138V248H137ZM4 247V248H3ZM8 249H7V248ZM13 247V248H12ZM17 249H16V248ZM20 247V250L18 249ZM139 247L141 248V249H139ZM144 247V248H143ZM11 248V250H13V252L11 251V250H9ZM79 248V249H78ZM148 248H150V250L148 249ZM16 249V250H15ZM78 249V250H77ZM145 249V250H144ZM5 250V251H4ZM7 250H9L10 251V253H11V255H10V253H9V251H7ZM19 250V251H18ZM22 250H24V252L22 251ZM84 250V251H83ZM147 250H149V251H147ZM17 251V252H16ZM27 251V252H26ZM70 251V252H71ZM151 251H153V252H151ZM5 252H8V253H5ZM19 252H22V253H24V255L26 256H23V255H20V253ZM69 252V253H70ZM15 253H17V255H15ZM26 253H28V254H26ZM30 253H32L33 254V256H32V254H30ZM72 254V253H71ZM155 254V255H154ZM12 255H14V256H12ZM30 255V256H29ZM63 255H65L66 256V254H63ZM154 255V256H153ZM23 256V257H22ZM36 256V257H35ZM164 256V257H163ZM166 256H168L167 258H166ZM17 257V258H16ZM31 257H33V260L35 259V261L34 262H32V260L30 259ZM170 257V258H169ZM10 258V259H9ZM20 258V259H19ZM22 258V259H21ZM25 258H26V261H25ZM65 260H64V259ZM157 258H159V259H157ZM163 258V259H162ZM216 258V259H215ZM214 259H212V260H210V262L211 263H216V262H218L219 260H220V258H217V257H215ZM5 259H7V262H6V260ZM37 259H39V260H37ZM165 259V260H164ZM219 259V260H218ZM18 260V261H17ZM30 260V261H29ZM42 260V261H41ZM155 260V261H154ZM158 260H162L161 261V263H160V261H158ZM171 260V261H170ZM216 260V261H215ZM25 261V262H24ZM38 261H39V263H38ZM63 261V262H62ZM67 261H69V262H67ZM9 262V263H8ZM27 262V263H26ZM41 262V263H40ZM144 262V263H143ZM178 262V263H177ZM189 262V263H188ZM191 262V263H190ZM195 262V263H194ZM149 264V263H148Z\"/></svg>",
  "mask_w": 264,
  "mask_h": 264
}]
</instances>
